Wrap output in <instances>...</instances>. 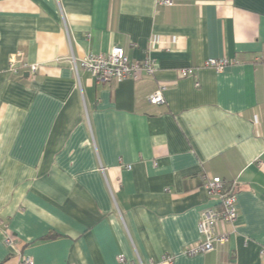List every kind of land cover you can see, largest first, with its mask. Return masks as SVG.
Masks as SVG:
<instances>
[{
	"label": "crops",
	"instance_id": "crops-1",
	"mask_svg": "<svg viewBox=\"0 0 264 264\" xmlns=\"http://www.w3.org/2000/svg\"><path fill=\"white\" fill-rule=\"evenodd\" d=\"M114 45L154 74L72 68ZM12 53L37 71H8ZM213 176L238 216L189 255ZM263 245L264 0H0V264H264Z\"/></svg>",
	"mask_w": 264,
	"mask_h": 264
},
{
	"label": "built area",
	"instance_id": "built-area-1",
	"mask_svg": "<svg viewBox=\"0 0 264 264\" xmlns=\"http://www.w3.org/2000/svg\"><path fill=\"white\" fill-rule=\"evenodd\" d=\"M158 5L171 6L173 0H157ZM19 54L12 53L7 60V70L17 73L20 67L26 68L28 72L35 73L38 65L27 64L16 65ZM234 61L226 57L208 58L203 62L204 67L212 68L216 71H221L225 66ZM70 63L75 72L79 69L84 70L94 76L100 82L121 81L124 79H135L141 74L152 75L156 67L155 61L146 57L140 61H130L121 46L114 45L107 53H88L85 56L76 59L70 58ZM198 67H181L178 69V74L181 77L194 76ZM196 85H198L196 83ZM166 84H159L157 89L148 96L150 103H164L163 90L166 89ZM124 168L130 169L131 166L125 165ZM204 188L208 195L218 199V207L205 208L200 215L198 221V233L200 240L186 250L189 255L208 252L212 250L216 244H225L228 241V234L218 232L215 225L218 222L234 223L238 213L236 208V195L233 190H225L224 182L218 176H213L206 179ZM4 242L7 245L13 244V239L10 236H5ZM261 253H264V245ZM118 261L123 262V255L118 256ZM23 264H32L30 257L26 256L22 259ZM171 256L164 254L160 261H150L149 264H171Z\"/></svg>",
	"mask_w": 264,
	"mask_h": 264
},
{
	"label": "water",
	"instance_id": "water-1",
	"mask_svg": "<svg viewBox=\"0 0 264 264\" xmlns=\"http://www.w3.org/2000/svg\"><path fill=\"white\" fill-rule=\"evenodd\" d=\"M25 75H26V73H25Z\"/></svg>",
	"mask_w": 264,
	"mask_h": 264
},
{
	"label": "trees",
	"instance_id": "trees-1",
	"mask_svg": "<svg viewBox=\"0 0 264 264\" xmlns=\"http://www.w3.org/2000/svg\"><path fill=\"white\" fill-rule=\"evenodd\" d=\"M53 236V235H52Z\"/></svg>",
	"mask_w": 264,
	"mask_h": 264
}]
</instances>
